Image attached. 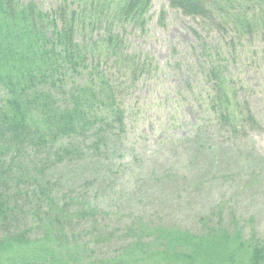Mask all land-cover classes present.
I'll return each mask as SVG.
<instances>
[{
  "label": "trees",
  "instance_id": "16d2710c",
  "mask_svg": "<svg viewBox=\"0 0 264 264\" xmlns=\"http://www.w3.org/2000/svg\"><path fill=\"white\" fill-rule=\"evenodd\" d=\"M51 1L54 7L42 9L36 0H0V264H136L155 257L177 264H264V239L252 227L253 216L231 213L229 198H212L199 231L191 232L141 218L111 227L92 182L82 191H59L64 173L72 178L71 165L77 172L109 168L113 144L126 133L123 84L107 79L99 64L110 57L103 65L120 63L130 77L150 66L148 58L140 63L123 54L124 39L113 29L143 27L151 0ZM166 1L228 35V43L210 46L191 30L204 64L196 101L212 117L208 128L241 146L263 123L236 93L226 65L235 56L230 45L252 42L263 27L264 0ZM238 150L226 168L235 165L232 176L251 180L258 157L252 151L242 159ZM213 162L222 164L217 157Z\"/></svg>",
  "mask_w": 264,
  "mask_h": 264
},
{
  "label": "rangeland",
  "instance_id": "374dc122",
  "mask_svg": "<svg viewBox=\"0 0 264 264\" xmlns=\"http://www.w3.org/2000/svg\"><path fill=\"white\" fill-rule=\"evenodd\" d=\"M36 2L42 9L55 6L51 0ZM262 26L257 28L259 33L252 42L236 41L230 45L235 56L226 65L236 93L263 123L261 131L250 134L238 147L230 146L232 140L223 141L222 133L208 128V119L212 117L196 101V94L203 87L204 64L198 57L199 41L191 30L197 31L210 46L228 43V35L201 26L198 18L171 9L166 0H151L143 27L114 28L124 39L122 53L140 63L148 58L150 66L130 77L120 72V63L103 65L110 57L101 60L99 65L106 69L107 79L116 85L123 84L120 96L127 106L126 133L113 144L114 155L106 162L109 168L98 173L79 168L81 172H77L71 165L72 178L65 172L66 184L59 191H82L79 187L84 182H92L91 189L102 192L103 210L111 227L130 225L141 218L151 224L191 232L199 231L198 220L211 208L212 198L223 196L231 201V213L236 212L244 220L253 216L252 227L264 239V23ZM238 149L243 152L242 159L252 151L258 157L251 180L232 176L235 165L226 168V159H234ZM213 157L222 164L216 165ZM110 168L113 172L107 176ZM230 212L223 210L227 222ZM249 228L250 225L246 233ZM101 253L109 254L111 250ZM136 264L177 263L155 257Z\"/></svg>",
  "mask_w": 264,
  "mask_h": 264
}]
</instances>
